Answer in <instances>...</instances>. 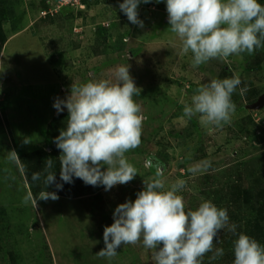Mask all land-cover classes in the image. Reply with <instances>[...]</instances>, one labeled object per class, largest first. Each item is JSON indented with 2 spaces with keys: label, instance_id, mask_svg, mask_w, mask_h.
Returning a JSON list of instances; mask_svg holds the SVG:
<instances>
[{
  "label": "rangeland",
  "instance_id": "374dc122",
  "mask_svg": "<svg viewBox=\"0 0 264 264\" xmlns=\"http://www.w3.org/2000/svg\"><path fill=\"white\" fill-rule=\"evenodd\" d=\"M0 3L7 36L0 50V264H154L142 242L121 245L111 258L96 254L105 247L104 227L113 223L115 208L134 201L158 172L166 185L186 181L180 193L186 209L211 200L227 209L236 233L244 231L250 207L230 201L235 184L253 190L264 182V105L256 108L264 97V48L193 68L191 53L181 55L180 41L168 31L166 0L139 5L143 27L120 11L123 0ZM120 65H129L142 89L134 98L145 117L141 143L126 154L138 175L109 191L73 177L65 191L61 152H45L67 125V109L57 114L55 99L70 95L73 83L112 79ZM234 74L241 85L232 96L236 108L229 124L210 132L198 117L183 116L198 86ZM23 158L31 184L59 199L33 198ZM49 173L56 183L46 188ZM71 191L74 197L66 196ZM225 233L231 232L222 230L214 243L224 255L212 259L208 253L202 264H233Z\"/></svg>",
  "mask_w": 264,
  "mask_h": 264
},
{
  "label": "clouds",
  "instance_id": "9594fccd",
  "mask_svg": "<svg viewBox=\"0 0 264 264\" xmlns=\"http://www.w3.org/2000/svg\"><path fill=\"white\" fill-rule=\"evenodd\" d=\"M150 2L123 0L119 9L129 22L143 27L138 7ZM161 2L165 0H156ZM166 12L168 31L180 41L181 55L191 53L193 68L264 48V4L259 0H166ZM240 85L239 76L234 74L198 86L190 103L184 105L183 116L198 117L210 132L222 128L231 122L236 108L232 96ZM141 91L129 65H120L112 79L73 83L70 95L55 99L57 114L64 109L68 112L66 128L55 140L61 151L60 179L64 183H73L75 177L85 185L103 186L109 191L135 179L138 171L126 154L141 143L145 117L134 99ZM54 183L56 174L49 173L46 188ZM56 187L62 190L63 185ZM185 188L184 179L166 185L159 172L144 181L134 201L127 200L115 208L113 223L104 227L105 247L96 255L111 258L121 245L142 242L151 251L154 264H202L208 253L212 259L224 255V249L214 248V243L227 229L237 236L233 264H264V246L243 232L237 234L226 208L203 200L195 210L186 209L180 194ZM39 195L43 200L59 199L55 192L42 191Z\"/></svg>",
  "mask_w": 264,
  "mask_h": 264
},
{
  "label": "trees",
  "instance_id": "16d2710c",
  "mask_svg": "<svg viewBox=\"0 0 264 264\" xmlns=\"http://www.w3.org/2000/svg\"><path fill=\"white\" fill-rule=\"evenodd\" d=\"M3 15L4 13L0 9V50L4 47L5 43L7 42L6 33L2 27V19L4 18ZM65 116H66L65 120H67L68 114H66ZM49 144H51L50 145L51 147L50 146L48 147L50 149V152L45 149V152L47 154H52L55 150L56 152L58 151V153L60 154L61 151L58 150L55 142L52 143L49 141ZM53 146H55L54 150L52 148ZM30 156H33V155H30ZM22 163L26 171V175L28 177V184H30L32 196L34 199H38V197L40 196L39 194L42 191H46V190L45 189L38 190L35 188L36 187L35 184L34 185L31 184L30 174H29V171L27 170V166L25 165L24 158L22 159ZM68 186L69 184L67 185V187L64 188L65 191H69ZM232 188H233L232 189L233 193L231 195L232 199L230 201V206L239 204L244 200L247 206L250 207V211H251V213L249 212L243 217V220H245L243 233L254 238L262 246H264V182L260 183V186L258 187V189H253V190H251L250 188L247 189L245 187L237 186L236 184ZM254 190H256L257 193H254ZM73 195H75V193H72V191L66 192V196L74 197ZM241 232L242 231H240L239 233ZM225 235H227L225 237L227 239L226 244H229L230 247L233 248V241L235 240L237 236L233 235L232 233H225Z\"/></svg>",
  "mask_w": 264,
  "mask_h": 264
},
{
  "label": "water",
  "instance_id": "95a60500",
  "mask_svg": "<svg viewBox=\"0 0 264 264\" xmlns=\"http://www.w3.org/2000/svg\"><path fill=\"white\" fill-rule=\"evenodd\" d=\"M263 105H264V97H262L259 100L258 104L256 105V108H261V107H263Z\"/></svg>",
  "mask_w": 264,
  "mask_h": 264
}]
</instances>
